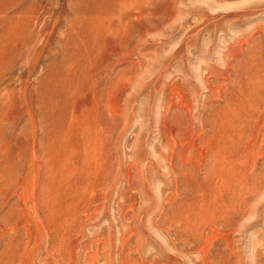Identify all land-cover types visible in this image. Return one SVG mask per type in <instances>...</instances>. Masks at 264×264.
Segmentation results:
<instances>
[{"label": "rangeland", "instance_id": "1", "mask_svg": "<svg viewBox=\"0 0 264 264\" xmlns=\"http://www.w3.org/2000/svg\"><path fill=\"white\" fill-rule=\"evenodd\" d=\"M0 264H264V0H0Z\"/></svg>", "mask_w": 264, "mask_h": 264}]
</instances>
